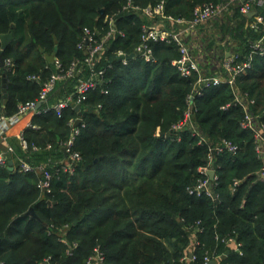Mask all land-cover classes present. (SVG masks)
<instances>
[{"label": "trees", "instance_id": "1", "mask_svg": "<svg viewBox=\"0 0 264 264\" xmlns=\"http://www.w3.org/2000/svg\"><path fill=\"white\" fill-rule=\"evenodd\" d=\"M160 1L164 18L148 20L132 9L123 10L127 0H0V34L13 33L4 50L0 45L3 61L12 64L9 69L0 66V113L8 118L20 104L38 97L56 71L53 58L63 67L83 59L78 44L84 28L105 34L106 17L113 16L124 34L114 37L96 64V69L106 68L102 85L80 103L82 122L73 146L80 159L71 162V174L56 168L66 161L61 145L70 137L69 122L78 113L68 107L58 116L43 108L72 94L85 68L74 78L56 82L40 112L32 115L31 126L21 132L24 149L16 137L7 140L14 161L22 159L33 167L47 164L51 191L42 193L37 187L41 174L0 168L1 264H43L45 258L50 263L86 264L97 246L105 264H202L205 255L216 264H264V175L258 176L262 164L252 134L240 126L241 109H221L233 99L229 85L208 87L193 101L203 134L238 147L235 154L224 152L213 159L217 200L197 197L188 194L187 187L200 176L207 147L197 145L188 129H172L182 118L196 73L180 75L172 64L180 58L174 43L147 42L151 61L137 56L123 65L115 55L117 50L135 51L143 25L161 22L165 29L176 28L168 18L189 20L194 7L220 0L132 4L145 8ZM255 12L264 18V5ZM253 18L232 4L211 23L216 32L210 35L208 50H229L245 60L250 42L262 35L250 27ZM226 38L235 46L228 41L223 45ZM223 57L213 61V70H221ZM236 84L254 100L251 110L264 122V55L253 56ZM235 179L240 183L231 192ZM30 208L37 217L26 214ZM227 236L240 243L237 250L222 242ZM61 237L76 243L71 255Z\"/></svg>", "mask_w": 264, "mask_h": 264}, {"label": "built area", "instance_id": "2", "mask_svg": "<svg viewBox=\"0 0 264 264\" xmlns=\"http://www.w3.org/2000/svg\"><path fill=\"white\" fill-rule=\"evenodd\" d=\"M232 4L238 5L240 14L247 15L251 11L255 12L256 7H262L264 5V0H220L216 3H203L194 7L192 17L189 20L168 18L171 26L173 24L177 25L176 28L170 27L169 30L165 29L161 22H152V24L143 25L141 28L140 44L135 49V51L139 53L138 56L146 61H151V51L147 46V42L163 41L166 43H174L178 47L180 58L172 61V64L177 66L180 75L182 77H190L192 73H196L197 77L193 83L192 91L186 97V105L183 110L182 118L172 126V129L180 132L186 128L190 134L196 138L197 145H206L207 152L205 165L199 170L200 176L196 180V183L193 186L187 187V193L197 197L202 195L208 196L213 200H217L218 197L212 189L214 182L217 180L213 159L216 155L223 154L224 152L235 154L238 147L225 138L213 142L197 127L195 121L197 108L193 101L196 96H201L204 89L208 87L217 86L221 83L229 85L233 93V99L222 105L221 109L227 110L231 106H237L241 109L242 119L240 120V126L242 129L250 131L252 134L255 144V155L258 161L262 164L261 169L258 171V176L262 178L264 175V122L261 121L259 116L254 114L251 110V107L255 103L254 100L249 98L247 93L241 92L236 84L237 77L246 74L248 69H250L253 56L264 55V18L261 15H257L256 12L252 16L254 18L249 24L250 27L257 30L259 29L260 32H262V35L260 38L250 42L249 54L245 60H241L238 53L229 50L220 51L214 46L212 49L208 50L206 45L209 43L210 38L205 39L202 37L203 31L210 27L212 22L220 19L224 14H227ZM163 6L164 2L160 1L153 7L147 6L145 8H140L133 5L132 0H127L123 10L132 9L143 18L150 20L155 16L164 18ZM106 21L108 22L109 29L105 34L101 35L89 28L83 29V36L78 44V48L84 52L82 60H74L68 66L63 67L56 58H53L56 71L43 84L41 91L35 100L28 101L18 106L16 113L17 116L34 115L39 113L41 105L47 101V96L53 91L56 82L74 78L80 75L84 71V68L85 74L78 79L74 87V92L56 102L53 106L44 107V111L52 109L58 116H60L62 111L68 107L75 110L76 105H80L87 92L96 90L97 87L102 85L106 68L96 69V64L100 61L104 52H106L111 46L114 37L124 35L121 30L116 28L115 18L113 16L106 17ZM226 41L230 44L232 43L226 38L223 41V45H225L224 43ZM232 45L235 46L234 43H232ZM220 54H224V57L220 60L221 70H213V63L218 59ZM115 55L123 65H126L129 61L127 59V55L129 54H126L122 50H117ZM3 64L7 69L12 65L10 59L4 60ZM109 67L110 64L107 65V68ZM35 78V76L29 77V79L33 80H35ZM103 91L104 89L101 88V92ZM8 119V117H5L0 113V123L7 121ZM76 119L69 122V125L72 128L70 137L61 145V148L65 149L66 161L60 163L56 168V172L63 171L71 174L73 172L71 162L80 159V155L73 151L75 139L79 134V125L81 124L80 123L78 126L74 127ZM27 126H31L30 123ZM13 127V125H9L4 130L3 138H7L11 135V129ZM14 134H16L15 137L19 140V144L24 149L25 141L21 132L14 131ZM13 151V147L8 145L4 152H0V168L8 167V160H13L11 158ZM46 165L47 164H40L33 167L22 159L17 161L13 160V171L17 169L20 172H36L37 174H41L37 187L42 193H50L51 174L47 170ZM210 171H213L212 176L209 175ZM239 183L240 180H233L229 186L231 192H234ZM59 240L67 245L68 248L66 249V254L71 255L72 249L76 247V243L69 244L64 237H61ZM222 242L233 245L236 250L240 246V243L236 242L232 236L223 238ZM190 259H194L192 253ZM211 260L215 259L205 255L202 264H208ZM43 264L60 263H50V259L45 258ZM86 264H105L104 254L98 246L93 249L92 253L86 260Z\"/></svg>", "mask_w": 264, "mask_h": 264}, {"label": "water", "instance_id": "3", "mask_svg": "<svg viewBox=\"0 0 264 264\" xmlns=\"http://www.w3.org/2000/svg\"><path fill=\"white\" fill-rule=\"evenodd\" d=\"M254 14H255V12L254 11H251V12H249L247 14V16L248 17H252ZM12 40H13V33H12V31H9L8 33L0 34V45H1V49L4 50L7 47V45ZM138 55H139V53L137 51H135V52L127 55V59L128 60H131V59L137 57ZM2 65H3V57H2V55H0V66H2ZM3 92H5V79L3 80ZM5 96H6V94H5ZM75 111L78 113V118L76 119V121L74 123V127L78 126L82 122L81 112H80V105H76ZM62 151H63L64 155L66 156L65 149L64 148H62ZM7 169L9 171H11V172L13 171V160H11V159L8 160V167H7ZM209 175L212 176L213 175V171H210ZM47 203L50 204L51 202L48 200ZM26 214H29V215H31L33 217H37L36 214L34 213L33 208H30L26 212ZM178 222H179V225H182L183 224L182 221H180V220H178ZM190 256H191V253H190ZM208 264H216V261L215 260H211V261H209Z\"/></svg>", "mask_w": 264, "mask_h": 264}, {"label": "crops", "instance_id": "4", "mask_svg": "<svg viewBox=\"0 0 264 264\" xmlns=\"http://www.w3.org/2000/svg\"><path fill=\"white\" fill-rule=\"evenodd\" d=\"M31 117L32 115H16L10 117L7 121L0 123V152H4L6 150V147L9 145L7 140L15 138L16 134H14V131L22 132V130L27 127V125L30 123ZM9 125L14 126L11 129V135L7 138H3V132Z\"/></svg>", "mask_w": 264, "mask_h": 264}, {"label": "rangeland", "instance_id": "5", "mask_svg": "<svg viewBox=\"0 0 264 264\" xmlns=\"http://www.w3.org/2000/svg\"><path fill=\"white\" fill-rule=\"evenodd\" d=\"M214 25V24H213ZM212 25V28L211 27H208L206 28L203 33H202V37L205 38V39H209L210 38V35L212 37V35L214 34V32H216V29L215 27Z\"/></svg>", "mask_w": 264, "mask_h": 264}]
</instances>
